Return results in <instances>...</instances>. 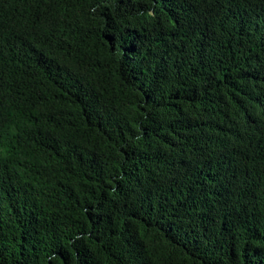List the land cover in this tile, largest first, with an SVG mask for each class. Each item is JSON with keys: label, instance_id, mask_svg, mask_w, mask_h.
Masks as SVG:
<instances>
[{"label": "trees", "instance_id": "16d2710c", "mask_svg": "<svg viewBox=\"0 0 264 264\" xmlns=\"http://www.w3.org/2000/svg\"><path fill=\"white\" fill-rule=\"evenodd\" d=\"M0 264H264V0H0Z\"/></svg>", "mask_w": 264, "mask_h": 264}]
</instances>
